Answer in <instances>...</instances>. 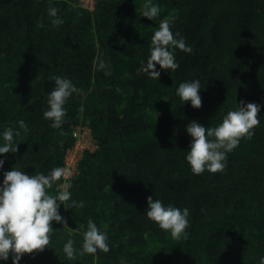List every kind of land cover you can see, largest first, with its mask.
I'll return each instance as SVG.
<instances>
[{
  "label": "trees",
  "instance_id": "trees-1",
  "mask_svg": "<svg viewBox=\"0 0 264 264\" xmlns=\"http://www.w3.org/2000/svg\"><path fill=\"white\" fill-rule=\"evenodd\" d=\"M153 2L160 6L154 21L141 16L144 0H95L93 9L81 0H0V131L18 128L20 119L29 126L15 138L18 151L6 154L0 180L12 167L29 175L64 168L78 125L96 144L60 206L67 224L52 221L49 247L24 254L20 264H258L264 255V107L223 171L195 175L185 160L189 122L214 127L240 100L264 105V0ZM50 4L64 19L58 27L47 16ZM173 14L170 27L192 52L176 49L179 67L157 65L154 78L143 71L151 37ZM57 75L79 92L64 105V123L52 128L43 112ZM196 78L199 108L175 91ZM63 183L47 191L56 195ZM148 196L189 209L187 239H173L146 217ZM72 199L84 207L69 209ZM89 218L107 232L110 249L70 259L63 244L71 233L79 249Z\"/></svg>",
  "mask_w": 264,
  "mask_h": 264
},
{
  "label": "clouds",
  "instance_id": "clouds-1",
  "mask_svg": "<svg viewBox=\"0 0 264 264\" xmlns=\"http://www.w3.org/2000/svg\"><path fill=\"white\" fill-rule=\"evenodd\" d=\"M47 16L52 27L64 23L57 6L50 4ZM141 16L154 21L160 16V6L153 0H144ZM175 15L160 20L158 27L151 37L149 55L143 65V71L149 76L159 78L160 70H176L179 63L176 59V49L191 53L192 47L185 43L183 38H177L170 25ZM38 27H44L43 21ZM159 65V69H157ZM98 67L110 73L107 62L99 60ZM54 87L47 94L48 107L43 112V118L50 121L52 128H60L67 117L64 107L68 98L78 93L77 85L67 76H53ZM202 88L199 78L185 80L176 88V95L182 102H190L193 108L201 107L202 100L199 90ZM183 103V104H185ZM182 104V105H183ZM261 105L256 102L240 100L234 109H230L222 121L214 126H205L198 120H192L185 126L190 136L189 147L185 153L191 172L199 175L204 171L211 173L221 172L227 166V155L236 148L241 138L250 139L255 126L260 124L258 113ZM18 128L5 127L0 131V170L4 168L7 153L18 151L16 137L29 132L25 120L16 122ZM3 179L0 180V264L11 258V264H20L24 254L35 255L50 245V233L53 229L52 221L62 225L67 219L61 215L60 206L71 197L67 185L56 195L50 194L47 189L70 172L62 167H54L47 173L39 172L29 175L19 167L3 170ZM65 207V206H64ZM84 207L83 200L72 199L69 209ZM146 217L156 225L170 233L175 240L187 239L190 221V211L187 207L179 208L172 204H165L161 199L147 197V207L144 210ZM83 230L82 244L79 249L74 247V241L69 233L63 244V253L68 258H74L77 251L81 254H95L98 250L108 252L110 249L109 237L105 230L98 227L96 222L89 218ZM258 264H264V255L259 256Z\"/></svg>",
  "mask_w": 264,
  "mask_h": 264
},
{
  "label": "built area",
  "instance_id": "built-area-1",
  "mask_svg": "<svg viewBox=\"0 0 264 264\" xmlns=\"http://www.w3.org/2000/svg\"><path fill=\"white\" fill-rule=\"evenodd\" d=\"M84 6L88 9L94 8L95 0H81ZM75 137V145L74 147L68 152L66 159H65V169L70 172V169L73 170L72 174L64 177L63 185L69 186L70 179L75 175L77 172L78 163L81 160L85 151H92L96 148L95 140L91 134L89 128L78 125L74 131Z\"/></svg>",
  "mask_w": 264,
  "mask_h": 264
},
{
  "label": "rangeland",
  "instance_id": "rangeland-1",
  "mask_svg": "<svg viewBox=\"0 0 264 264\" xmlns=\"http://www.w3.org/2000/svg\"><path fill=\"white\" fill-rule=\"evenodd\" d=\"M95 149H96V148H95ZM95 149H94V150H95ZM94 150H92V151H94ZM72 172H73V170H72V169H70V174H72ZM61 190H62V188H61Z\"/></svg>",
  "mask_w": 264,
  "mask_h": 264
}]
</instances>
